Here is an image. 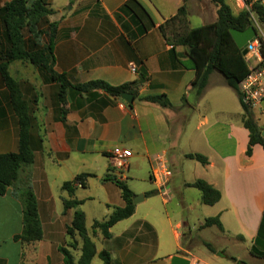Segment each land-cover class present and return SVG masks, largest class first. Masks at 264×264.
<instances>
[{
  "label": "crops",
  "instance_id": "1",
  "mask_svg": "<svg viewBox=\"0 0 264 264\" xmlns=\"http://www.w3.org/2000/svg\"><path fill=\"white\" fill-rule=\"evenodd\" d=\"M8 1L0 0V8ZM44 1L55 11L48 20L57 23L54 69L73 85L95 80L114 86L132 83L127 93L133 100L129 103L101 89L69 87L61 102L59 84L47 73L23 60L9 63L8 71L32 118L34 158L0 194V264H65L60 247L67 246L66 227L76 210L85 213L96 245L91 264H103L102 250L111 254L112 264H170L180 252L189 259L197 257L191 250L192 238L188 246L180 245L176 227L186 225L191 232L205 229V219L215 216L225 241L247 252L248 258L225 252L233 264H264V147L255 144L247 155L249 130L242 121L244 108L237 91L213 70L199 94L193 83L201 73L187 48L160 28L183 5L190 28L216 22L218 7L211 0ZM194 19L202 23L193 25ZM2 32L0 22L4 47ZM42 42H47L46 36ZM156 95H165L172 106L144 99ZM20 130L11 90L0 71V154L19 151ZM117 145L133 152L122 179L110 168V151ZM190 153L206 156L208 163L187 157ZM159 155L172 171L168 197L158 192L152 175L160 167ZM83 173L91 174L85 187L76 183L72 192L63 188L64 182ZM115 178L135 196L140 194L133 184L137 180L148 181L151 187L142 193L144 199L135 204V212L113 225L111 237L104 238L98 229L93 234L94 221L106 220L115 208L125 206ZM197 179L217 188L220 200L204 204L201 191L191 185ZM28 185L42 227V238L35 241L19 238ZM73 199L82 202L65 208L64 201ZM175 201L174 210L169 205ZM139 208H145L143 215H138ZM81 247L77 237L76 261Z\"/></svg>",
  "mask_w": 264,
  "mask_h": 264
},
{
  "label": "trees",
  "instance_id": "2",
  "mask_svg": "<svg viewBox=\"0 0 264 264\" xmlns=\"http://www.w3.org/2000/svg\"><path fill=\"white\" fill-rule=\"evenodd\" d=\"M211 1L218 7L216 22L182 30L188 23L187 9L183 5L179 8L177 14L170 17L160 28L164 35L170 34L175 44H181L187 48L188 55L191 57L194 66L201 73L198 80L193 83V85L198 87L199 94L205 88L210 73L213 70H218L225 76L227 83L237 91L240 97L239 83L247 75L249 69L246 57L236 45L230 29L245 30L252 24V21L249 13L245 10L235 13L228 0ZM254 8L258 13L260 22L264 24V5L255 2ZM54 12L44 0H9L0 8V22L3 26L2 33L7 42V45L3 48L0 42V71L11 90L12 103L20 117L21 128L19 151L0 154L1 195L5 194L8 188L18 180L20 169L31 164L34 158L29 134L32 118L28 104L22 98L17 82L8 71L11 61L23 60L47 73L52 81L59 84V99L61 102L64 100L69 87L77 91L101 89L117 97H120L124 92L131 91L130 86L132 83L114 86L104 81L95 80L73 85L65 74L58 73L54 69V41L57 23L48 20V16ZM44 23H46V28L43 27ZM26 32L28 33L27 38L25 37ZM45 36L47 37V42L43 43L42 40ZM258 38L264 52V38L262 36ZM28 41L32 42V44L28 45ZM144 99L162 106H172L165 95L146 96ZM243 108L242 121L249 130L247 155L250 156L255 144H260L264 147V135L262 134L264 123H260L263 121V117L258 112L245 105H243ZM187 157L196 159L204 165L208 163V158L199 153H190L187 154ZM89 176L91 174H80L74 180L64 182L63 188L72 192L76 183H81L85 187L86 178ZM113 180L121 189L125 206L115 208L106 220L94 221L92 225L93 234L98 229L104 238H110V228L117 222L130 217L135 212L136 207L133 201L135 194L132 190L123 181L117 178ZM191 185L201 191V200L204 204L213 205L221 198V192L203 179H197ZM152 193H146V195ZM23 200L24 229L19 238L24 241L39 240L42 238V227L38 215L37 200L30 185L23 192ZM81 202L77 199L65 200L64 206L65 208H71ZM213 225H216L221 230L223 229L219 216L208 217L203 224L204 227ZM66 232L69 241L67 246L60 247L65 264H91L96 254V245L87 230L83 211H75L72 222L66 227ZM77 237L81 239L82 247L81 255L76 261L73 250L77 248ZM205 244L210 250L214 251L210 243L205 242ZM180 254L182 253L180 252ZM99 256L103 264H112L111 254L107 250H102Z\"/></svg>",
  "mask_w": 264,
  "mask_h": 264
},
{
  "label": "built area",
  "instance_id": "3",
  "mask_svg": "<svg viewBox=\"0 0 264 264\" xmlns=\"http://www.w3.org/2000/svg\"><path fill=\"white\" fill-rule=\"evenodd\" d=\"M258 2L264 5V0H232L237 12L245 10L249 13L252 24L258 31L260 28V20L258 13L254 8V3ZM250 41L246 48V61L249 72L239 83L241 103L253 111L264 116V52L261 47L259 38ZM133 152L130 148L117 145L110 151V168L116 174V177L122 179L126 177V171L129 167L130 158ZM159 161V169H153L152 175L154 181L158 184V192L164 197H168V183L172 175V171L168 166L166 158L162 155L157 157ZM190 264H209L198 258H190Z\"/></svg>",
  "mask_w": 264,
  "mask_h": 264
},
{
  "label": "rangeland",
  "instance_id": "4",
  "mask_svg": "<svg viewBox=\"0 0 264 264\" xmlns=\"http://www.w3.org/2000/svg\"><path fill=\"white\" fill-rule=\"evenodd\" d=\"M228 2L230 3L233 11L235 13H237V10L235 9L232 0H228ZM193 25H200L202 23V21L198 20V19H194L192 21ZM46 23H44L43 27L46 28ZM190 27L189 22L186 24V26L182 29H186ZM182 28V27H181ZM260 28L261 30L259 31L260 35H264V24L260 22ZM28 33L26 32L25 37L27 38ZM28 45L32 44V42L28 41L27 42ZM3 48V46H2ZM263 117V122L264 123V116ZM135 185V187L137 188L138 192L140 194H138V196H142L143 192H146L147 190H149V188L151 187V184L147 181V183H145L144 181H139L137 180L136 182L133 183ZM155 188V187H154ZM143 199L140 198V201H142ZM139 201V202H140ZM141 206L143 207L142 203H140ZM176 201L174 203H171L169 205V207L171 208H177L176 207ZM181 207H178V209H180ZM140 209V208H139ZM145 208H141L138 212V215H143V210ZM175 210V209H174ZM153 220H155V215H152ZM151 217V218H152ZM178 218H173V225L175 226L177 223ZM178 232H180L181 237L179 239L180 245H185L188 246L187 243L190 242L191 238V250L194 253L195 256L194 258H198L200 260H202L203 262L208 261L212 264H233L234 260L231 258L226 257L224 254L225 252H233L235 255H239L241 256L240 258H248L247 257V252L245 251L244 248H240V247H234V245L229 244L228 242L225 241V238L221 235V233L218 230V227L216 225H213L211 227H207L205 229H200V228H196L195 230H193L192 232L189 230V228L184 225L182 228H177ZM171 237V234H170ZM205 242H208L211 244H213L215 246V248L217 249L216 251V255L214 254L215 252L210 250L209 247L205 244ZM215 250V249H214ZM101 262V260H98Z\"/></svg>",
  "mask_w": 264,
  "mask_h": 264
},
{
  "label": "water",
  "instance_id": "5",
  "mask_svg": "<svg viewBox=\"0 0 264 264\" xmlns=\"http://www.w3.org/2000/svg\"><path fill=\"white\" fill-rule=\"evenodd\" d=\"M230 32L243 55H246L248 52V49L246 48L247 44L258 37V31L253 25H250L245 30L231 28ZM121 97L129 103L133 100V94L131 93L124 92ZM140 198L144 199V196H135L133 199L134 204H137L140 201ZM170 264H190V259L186 256L175 254L171 257Z\"/></svg>",
  "mask_w": 264,
  "mask_h": 264
}]
</instances>
